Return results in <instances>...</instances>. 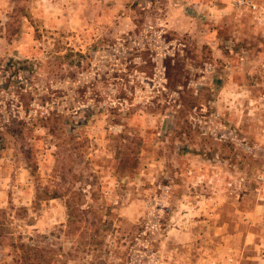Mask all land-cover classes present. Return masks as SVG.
Listing matches in <instances>:
<instances>
[{"label": "rangeland", "instance_id": "obj_1", "mask_svg": "<svg viewBox=\"0 0 264 264\" xmlns=\"http://www.w3.org/2000/svg\"><path fill=\"white\" fill-rule=\"evenodd\" d=\"M68 202L104 242L63 234ZM20 243L264 264V0H0V264Z\"/></svg>", "mask_w": 264, "mask_h": 264}, {"label": "trees", "instance_id": "obj_2", "mask_svg": "<svg viewBox=\"0 0 264 264\" xmlns=\"http://www.w3.org/2000/svg\"><path fill=\"white\" fill-rule=\"evenodd\" d=\"M57 196L49 197V199H55ZM68 208V223L64 227L63 234L66 237L74 239L79 238L80 235L90 234V237L98 244H101L103 239L106 238L105 232L109 229L107 222L98 219L95 222L93 218H90L94 214L91 210L92 207L83 208L81 206L75 205L73 202L67 203ZM80 241V240H79ZM19 250L22 251L24 259L21 262L25 264H35L33 260L41 261L45 259L44 249L37 247L36 245H28L26 243H20ZM44 264H55L52 261H44ZM18 264V262H17ZM22 264V263H21ZM42 264V263H38Z\"/></svg>", "mask_w": 264, "mask_h": 264}]
</instances>
